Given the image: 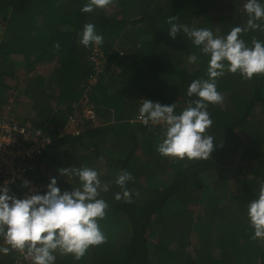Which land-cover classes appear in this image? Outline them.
I'll use <instances>...</instances> for the list:
<instances>
[{"label": "trees", "instance_id": "trees-1", "mask_svg": "<svg viewBox=\"0 0 264 264\" xmlns=\"http://www.w3.org/2000/svg\"><path fill=\"white\" fill-rule=\"evenodd\" d=\"M216 1L222 0H115L107 9L85 13L81 9L88 0H0V117L26 120L13 116L14 109L5 106L7 92L21 79L20 71L12 69L14 56L21 57L25 75L37 65L54 66L47 78L31 75L38 89L34 85L36 92H30L26 85L23 96L12 105L33 110L38 128L54 140L51 151L70 149L73 156L66 154L70 163L78 161L82 167L95 169L102 184H108L109 190L101 191L99 197L109 205L99 223L106 243L90 247L79 261L57 252L55 264H155L163 254L171 257V264H264V240L252 239L254 230L247 216L248 203L257 198L264 183V118L261 126H254L256 109L264 111V75L245 81L239 73L226 72L217 80L224 103L210 104L207 109L213 123L206 134L214 137L215 144L208 160L174 163L157 151L164 128L129 124L144 99L162 105L176 103L177 114L189 99H196L186 95L187 88L195 79L208 78L210 57L182 31L172 39L167 20L178 17L175 23L192 28L202 18L197 28L211 29L215 36H226L232 27L246 25V0H241L235 14L229 12L225 20L220 17L222 25L208 23L209 7L222 5ZM86 23L95 24L102 45L80 43ZM253 37L264 42V32L259 30L241 36L249 46ZM175 45L182 53L196 54L197 63L184 66L178 48L167 50ZM93 50L102 55L103 68L89 86L87 81L94 75ZM51 86L54 93L49 97L45 89ZM84 102L94 108L96 128L77 136L61 134L74 106ZM236 134L248 137L242 156L252 164L249 175L242 173L241 187L232 191L223 168L232 160L236 139L240 142ZM78 149L82 155L78 151L77 158ZM46 156L32 162L33 177ZM101 167L105 172H100ZM125 170L133 177L126 186L132 192L131 203L114 198L121 191L115 179ZM68 180L58 185L61 192L79 186L78 180ZM224 202H230L227 211ZM123 230L127 238L117 233ZM189 234L198 248L194 255L188 253ZM19 254L10 251L0 264H32Z\"/></svg>", "mask_w": 264, "mask_h": 264}, {"label": "clouds", "instance_id": "clouds-1", "mask_svg": "<svg viewBox=\"0 0 264 264\" xmlns=\"http://www.w3.org/2000/svg\"><path fill=\"white\" fill-rule=\"evenodd\" d=\"M114 3L115 0H88L81 11L91 13L95 9H107ZM243 8L248 16L246 25L232 27L226 36H215L208 28L175 23L178 17L170 16L167 20L172 39L182 31L203 55L210 57L206 70L208 78L190 83L186 95L196 99H189L179 114L175 112L176 103L162 105L142 100L139 109L142 123L163 126V139L157 151L162 157L172 158L174 163L211 158L215 144L214 137L206 134L213 123L207 109L210 104L224 103V96L217 90L219 78L226 72L239 73L245 81L258 74L264 75V42L253 37L249 46L241 38L250 30L264 32V4L260 0H246ZM95 27L94 23L84 24L80 43L85 47L103 44V37L96 33ZM54 47L59 50L61 46L56 43ZM197 61L196 54L188 56V63L196 64ZM58 172L78 178L79 186L61 192L56 178H52L45 194H28L22 199L10 192L8 182L0 187V237L8 245L0 247V253L8 255L15 250L32 264H55L57 252L71 254L79 261L90 247L106 243L107 237L99 221L105 218L109 205L99 197L101 191L109 190L108 184H102L99 173L86 166L60 168ZM132 179L126 170L119 173L115 184L121 191L115 194V200L132 202V192L126 187ZM22 183L24 187L29 186L26 180ZM247 216L254 230L252 239L264 240V183L259 186L257 198L248 203Z\"/></svg>", "mask_w": 264, "mask_h": 264}, {"label": "rangeland", "instance_id": "rangeland-1", "mask_svg": "<svg viewBox=\"0 0 264 264\" xmlns=\"http://www.w3.org/2000/svg\"><path fill=\"white\" fill-rule=\"evenodd\" d=\"M216 2H218L222 5H218V6L212 7V8L209 7L210 21H208V23H210L212 25H222L224 20L227 19L228 15L230 14L229 12H231L232 14H235L236 13L235 9L236 8L241 9L240 3H242L241 0H222V1H216ZM221 16L223 17L224 20L220 19ZM234 19H235V15L232 16L231 20H234ZM203 21H204L203 24L207 22V21H205V19ZM201 24H202V18H198L195 20L194 23H192V26L197 28L198 26H201ZM2 32L3 31L0 27V37L2 36ZM174 48H178V49H176V52L178 53L181 60L183 61L184 66H187L188 64H190V63H188V56L190 55V53H185V52L182 53L180 51L181 48L178 45H175L171 49H167V50L169 52H171L172 50H174ZM117 49H118V47H117ZM187 51H190V50H187ZM179 53H182V54H179ZM172 55H177V54H172ZM13 58H14L13 59L14 63L12 64L13 65L12 69L15 72L20 71L17 74V76L21 77V79L16 81L17 83H14L15 87L12 86L11 91L7 92L8 102L6 103L5 106H6L7 110H11L12 108L14 109V111H12V112L10 111L13 114V116L16 115V116H19L20 118L26 117V119H31L34 122V126L38 128V126L36 125V122H35L36 118H35L33 110L29 111L28 109H25L24 107L19 106V104H13L12 105V103L16 102L17 100H19V98L21 96H23L22 90L25 88L26 85L30 89V92H36L35 86H36V89H38L37 88L38 86H37V84H35V83L33 84V82H31V80H32L30 77L31 75L32 76H41L40 74H42L41 77L47 78L48 77L47 71L51 70V68L54 66L48 65L47 66L48 68H46V66L37 65L36 69L34 71H32L31 74L25 75L22 71L23 66L21 64V57L20 56H14ZM102 68H103V62L98 67V70H99L98 73L99 74L101 73ZM106 80H107V76L105 78V81ZM9 81L11 83V80H9ZM45 91L49 97L54 93V89L52 88V86L49 87V89H45ZM83 99L86 100L85 97H83ZM78 105L79 104L74 106V113L72 115L75 114L77 109L79 111L80 108L78 107ZM139 109L140 108H138V106L135 109V111L137 110L136 116L140 114ZM0 110H3L2 107H0ZM80 113H82V110L80 111ZM254 118H255L254 119V126H258V125L261 126L262 125L261 120H262V118H264V111L262 110V108L256 109V111L254 113ZM87 119H88L87 121H92V123L89 124V123L79 122L77 124L76 122H73L71 120V118L68 119L66 126H64V128L62 129V134H69V135L71 134L73 136H77V135H80L81 132L83 133L86 130L96 128V126H97L96 120H94V118H92L91 115ZM16 120H17V117H16ZM262 127L264 128V125ZM262 127H260V130H262ZM236 138H238L240 140V142L236 139V145H235L236 149L233 152L232 160L227 163L225 168H223L225 170V175H226V179H227V187H228V189H232V191H235L238 189V187H241V185H242L241 180L243 179L242 173H243V175H249V172H250L249 168H251L250 166L252 164L251 161L249 162V159L247 160L244 156H242V154H243V148L242 147H244L246 145L248 137L246 136L244 138V136H242L240 134H236ZM162 139H163V137H162ZM79 150L80 149L76 150L75 155L76 154L82 155L81 151H79ZM78 151H79V154H78ZM91 151H92V149H91ZM66 154H70L71 156H73V153L70 149H68L67 152H65V149H63V148L59 149L56 152L51 151L49 149V151L47 152V156L44 160V163H42V165H41L40 170H37V172L35 173L36 175L34 174V177H33V172L31 173V178L33 179L34 183L38 184L39 187H41V189L39 190V193L43 192V191H44V193L47 192L46 186L51 182L52 178H56L57 186L60 184H63L64 180L65 181L68 180L66 176H62L58 172V169H60V168H69V167H73V166L76 167V165H73V163H72L73 161H71V163L69 162ZM168 159H169V157H168ZM79 166L82 167L84 165L80 162ZM101 166L104 167L105 166L104 163H102ZM102 167H101V171H100L101 173L105 172V170H106ZM77 180H78V178L69 177L68 181L71 183H75V182H77ZM228 204H230V202H226V203L224 202V206H223L224 211H227L230 209L231 205H228ZM99 223H100V221H99ZM117 233L119 235H122L123 238H127L125 236H126V234H128V232H126L125 230L118 231ZM0 240H1L0 241V247H7L8 246L5 244L3 238H0ZM188 241L190 242V246L188 248V253L190 255H194V253L198 250V248L196 246H194L195 245L194 244L195 239L193 240V236H191L190 234L188 237ZM4 256L7 257V255L0 253V258L2 257V259H3ZM24 261L25 262L30 261V259H26V260L24 259ZM171 263H173L171 257L164 255V254L160 255L159 258H156V260H155V264H171ZM27 264H29V262Z\"/></svg>", "mask_w": 264, "mask_h": 264}, {"label": "built area", "instance_id": "built-area-1", "mask_svg": "<svg viewBox=\"0 0 264 264\" xmlns=\"http://www.w3.org/2000/svg\"><path fill=\"white\" fill-rule=\"evenodd\" d=\"M123 54L122 51L119 53L121 56ZM101 57L97 50H93L90 60L93 63L94 75L87 81L89 86L97 81L98 67L102 63ZM78 107L79 111L77 109L75 114L70 116L73 122L92 123L87 121L91 115L96 120V124L98 123L91 105L84 102ZM129 123H142L140 114L129 120ZM149 125L162 127L151 122ZM53 141L48 134L35 127L31 119L16 120V118L0 117V187L8 182L10 192H16L14 194L20 199L28 194H38L41 187L31 178V173L34 171L32 162L47 154ZM25 180L29 182L28 187L23 186L22 182Z\"/></svg>", "mask_w": 264, "mask_h": 264}, {"label": "crops", "instance_id": "crops-1", "mask_svg": "<svg viewBox=\"0 0 264 264\" xmlns=\"http://www.w3.org/2000/svg\"><path fill=\"white\" fill-rule=\"evenodd\" d=\"M190 55H191V54H190ZM51 70H52V68H51ZM51 70H49V71H51ZM40 75L42 76V74H40ZM20 98H21V97H20ZM20 98H19V99H20ZM156 128H157V127H156ZM162 128H163V126H162ZM76 156H77V158H78V155H77V154H76ZM78 164H80V162L77 161V162H76L75 164H73V165H76V167H79Z\"/></svg>", "mask_w": 264, "mask_h": 264}]
</instances>
